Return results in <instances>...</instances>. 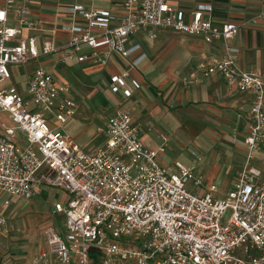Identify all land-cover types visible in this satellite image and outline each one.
Masks as SVG:
<instances>
[{
	"label": "built area",
	"instance_id": "1",
	"mask_svg": "<svg viewBox=\"0 0 264 264\" xmlns=\"http://www.w3.org/2000/svg\"><path fill=\"white\" fill-rule=\"evenodd\" d=\"M14 1L4 0L0 6V112L15 124L0 130V197L8 206L10 197L28 201L42 186L65 191L63 202L54 205L55 212L64 216V236L52 225L45 228L47 248L32 263L264 264V181H256L261 170L254 165L264 147V74L236 63L239 47L233 41L241 25L215 26L212 6L204 3L191 11L188 20V13L169 0H121L120 12L73 3L67 9L71 19L62 26L69 35L66 47L75 52L82 46L93 50L104 46L103 53L94 54L102 62L112 53L129 59L139 45L126 47L128 38L147 29L223 44L222 57L202 60L196 66L198 75L184 79L190 83L217 75L229 88L251 97L244 166L225 197L217 198L215 183L203 192L187 190V181L199 185L203 175L179 160L174 169L162 164L165 144L145 145L130 112L116 108L99 129L104 142L86 151L64 130L76 109L66 83L38 67L24 92L10 84L9 65L57 50L50 40L39 49L35 37L24 38L21 28L7 25ZM261 1L255 22L264 21ZM28 13L23 6L13 15L24 21ZM25 22L29 30L40 29L33 20ZM144 56L129 60V66ZM128 76L112 75L111 91L129 98ZM129 83L135 89L140 86L135 79ZM17 135L22 144L15 141ZM191 155L200 158L193 151ZM1 229L6 231V218L0 214Z\"/></svg>",
	"mask_w": 264,
	"mask_h": 264
},
{
	"label": "crops",
	"instance_id": "2",
	"mask_svg": "<svg viewBox=\"0 0 264 264\" xmlns=\"http://www.w3.org/2000/svg\"><path fill=\"white\" fill-rule=\"evenodd\" d=\"M73 3H82L87 7L111 10L113 12H120L122 10L121 0H92L91 2L87 0H15L12 4L7 21L8 26L18 27L22 29V37H35L36 46L39 49L41 48L45 40H50L54 43L57 49L54 52L46 55H39L36 58L29 59L25 63L29 68L26 67L25 64H22L25 67V78L20 82H16L17 85L12 83V76L14 74L12 75V71L10 70L11 78L9 83L17 87L21 92H24L27 86L28 79L31 77L33 71L38 67L46 69L57 82L66 83L70 88L69 95L70 98L74 101L76 109L75 114L65 123V125L73 121L74 116L76 118V121H78V123L80 122L79 118H81L84 108V104L82 103L83 98L88 99L87 104L92 109L98 107L111 110V113L108 114V117L113 114L114 110L117 108L118 103H120L121 101H125V103L130 108L135 109V106L142 107V112L143 114H145V117L143 119H147L145 122L143 121V123L139 125L136 123V120L134 121V119L132 118L133 122L138 127V134L140 133L139 129L141 128V126H146L147 129H155L160 135L161 131H167L166 127L158 123L156 121L157 119H154L153 117V122L149 120L150 113L154 116L159 110L155 99L157 95H161V89L160 87H157V85L159 83L165 85L167 83L165 76H167V78H169L171 75L173 76L174 74H176L175 70L177 68H179V70L181 69V81L194 77L195 75H198L196 66L199 62L206 58H220L224 54L223 44L219 41H214L213 43L208 44L205 43L201 37L189 36L172 30L147 29L144 32H137L128 38L126 47H131L135 44L139 45V49L133 52L129 56V59H124L119 54L112 53L105 58V62L99 61L94 56V54L103 53L106 50L104 46L97 47L95 50L87 46H82L78 52H75L69 47H66L69 35L62 31V26L67 24L71 19V15L68 13L67 9ZM169 3L188 13V20L191 19V11L198 4L204 3L212 6L210 16L215 26L219 27L228 22L241 25L239 34L233 41V43L239 47V52L236 55V63L241 69L257 70L261 73H264V21L258 20L255 22L254 19L255 16L261 11V0H169ZM3 5L4 0H0V6ZM23 6H26L28 8L29 13L25 15L24 21H19L14 17L13 12ZM206 15L207 14L204 13V16ZM27 20H33L40 26V29H27L25 22ZM163 31H169L180 35L178 44L181 46L183 54L181 57L177 55L180 52L179 50H176V48L179 47V45H177L176 48H171L169 51H167L162 58H158L153 62L150 58L145 43H150V41L154 40L153 38L157 37L159 33ZM151 33H154L156 36L153 37ZM67 53L70 54V57H66ZM140 54H144L145 56L136 66L130 67L129 60L135 59ZM80 56L84 57L83 61H78V57ZM169 63L172 64L169 65ZM182 63L184 65H182ZM160 67L163 68L162 71L164 73L160 72ZM63 71L68 75H63ZM123 72H127L129 74L128 85L132 89V95L129 98H125L122 93H113L110 89V77L112 75H118ZM73 73H76L78 75H88L90 78L97 77L96 83L98 84L99 91L95 96L92 97V99L90 97H82V94L80 93L82 92V89H78L70 82L69 75ZM154 76L156 77V80L148 82V80L154 78ZM130 79H135L140 85L139 88H133L129 83ZM150 83L154 87L151 86ZM189 85L191 88V92L186 95V98L188 99H192L191 94H193L194 100L202 102L205 107L214 106L217 109H221V107H223L222 110H226L227 108H236V110H238L236 119L240 120L243 123L244 127L242 126L243 129L240 131H234L232 136L234 140L237 141L238 136L242 135L244 140V137L248 131V109L251 102L250 95L229 88L226 85L224 79L217 75L209 78H202L198 82L190 83ZM104 92V97L107 100L106 103L100 105L96 104L94 101H96L97 96L100 95V93L104 94ZM76 100L79 102H77ZM120 109L128 111L124 108ZM145 110H147V112ZM231 117H234V114H231ZM105 122L106 119L97 126V130L95 131V133L102 138V140L99 141L100 145L105 140V134L103 131L100 132L99 129L104 128ZM149 122H151L152 124H149ZM88 127L89 125L84 126L83 129H81V132L86 130ZM146 135L148 136L146 132L142 135L139 134L140 139L145 145L149 147H158L163 143L166 145L165 142L167 140L163 141L162 138L165 136L160 135L163 142L154 145V142L150 140L151 138H148L150 140V143H145L144 137H146ZM242 144L244 145L243 142ZM94 149L95 148H93L92 150ZM256 156L257 157L254 161L255 166H257L255 163L256 161L264 159V147H262L260 153H257ZM183 162L187 163L184 160ZM244 162L245 158L243 160V165L238 171L236 180L242 167L244 166ZM259 177L256 180L257 182L264 181L259 180ZM235 182L233 183V185L235 184ZM203 191L204 189L199 192ZM40 193L41 189L39 192L32 195L30 199ZM3 198L4 197H0V207L2 208L0 214L7 218L8 221L9 216L13 215L14 213L16 214V211L21 208L23 201H20V199L16 197H10V204L8 206H5L3 204ZM59 202L61 201H55L52 206V213L57 217L63 215L61 213L55 212L54 210V205ZM8 207L11 208L9 209ZM8 223L7 225L9 231L10 224ZM52 223L53 222L51 221L50 225L53 226ZM62 231H64V228ZM46 248L47 246L45 242V246L33 251V254H23L22 256L10 255L9 257L4 258L3 261H6L10 264H33V257L38 253L44 251ZM71 264L76 263L73 262Z\"/></svg>",
	"mask_w": 264,
	"mask_h": 264
},
{
	"label": "rangeland",
	"instance_id": "3",
	"mask_svg": "<svg viewBox=\"0 0 264 264\" xmlns=\"http://www.w3.org/2000/svg\"><path fill=\"white\" fill-rule=\"evenodd\" d=\"M179 36L173 32L163 31L153 38L154 40L150 41V43H145L152 61L162 58L171 48H176L179 45ZM176 50L180 51L177 55L181 57L183 54L181 46L179 45ZM182 65L184 64L182 63ZM9 69L12 71V75L14 74L12 83L16 84V82L24 80L25 67L23 65H9ZM160 69V72L164 73L162 71L163 68L160 67ZM175 73L169 78L165 76L167 82L165 85L162 83L157 85L161 89V95H157L155 99L159 110L157 109L158 112L154 116L150 113L149 117L151 122L154 121L153 117L167 129V131H161L160 134L165 136L167 140L165 142V152L161 156L160 161L171 169H174L175 160L182 162L184 160L193 165L195 173L203 175V182L195 185L193 180L187 181L185 183L186 189L199 192L202 189L205 190L211 183H215L217 192L214 195L217 198H224L226 192L231 189L235 182L246 156V149L242 144L243 136L237 135V141L232 136L234 131L242 130L244 125L240 120L236 119L238 112L236 108L222 110L223 107L221 109H217L214 106L205 107L202 102L194 100L193 94H191L192 99L186 98V95L191 92L189 84L196 83L199 80L190 83L184 80L181 81V69L177 68ZM62 74L68 75L64 71ZM69 79L78 89H82V92H80L82 97H90L92 99L99 91L96 83L97 77L90 78L88 75L73 73L69 75ZM155 80L156 77L154 76L148 82ZM151 86L153 85L151 84ZM104 95L105 92L104 94L100 93L94 102L99 105L105 104L107 100ZM87 100V98H83L84 108L82 116L79 118L80 122L78 123L74 116L73 121L66 125L64 124V130L74 138L80 147L89 151L100 145L99 141L102 138L95 131L97 126L107 119L111 110L98 107L92 109L88 106ZM117 108L128 110L134 121L136 120L139 125L147 120L143 119L145 114H143L140 106H135V110L130 108L125 101H121L118 103ZM145 111L147 112V110ZM231 114H234V117H231ZM151 122L149 124H152ZM86 125H89V127L81 132V129ZM4 126L14 127L15 124L6 113L0 112V130ZM139 131L141 135L145 132L148 134V136L144 137L145 143H150V140L154 142V145L163 142L155 129H147L146 126H141ZM20 136L17 135L15 141L22 144ZM148 138L151 139L149 140ZM192 151L200 158L196 159V157L191 155ZM255 163L262 172L259 180H264V159ZM131 173L134 174L135 171L132 170ZM64 194L65 191L60 188L42 186L40 194L23 202L16 214L9 216L8 221L6 218V231L0 230V262L10 255H30V253H34L33 251L43 248L46 242L45 228L50 225L51 221L57 232L64 236L62 231V219L64 216L57 217L52 213L53 203L55 201L63 202ZM11 207L8 208L10 209ZM1 211L2 208L0 207ZM7 223L10 224L9 231ZM135 237L136 235L131 236L133 239Z\"/></svg>",
	"mask_w": 264,
	"mask_h": 264
}]
</instances>
